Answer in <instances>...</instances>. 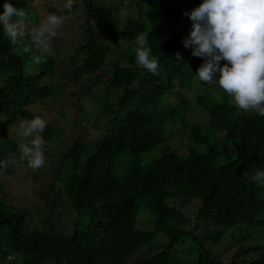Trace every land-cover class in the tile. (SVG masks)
I'll use <instances>...</instances> for the list:
<instances>
[{
  "label": "trees",
  "instance_id": "16d2710c",
  "mask_svg": "<svg viewBox=\"0 0 264 264\" xmlns=\"http://www.w3.org/2000/svg\"><path fill=\"white\" fill-rule=\"evenodd\" d=\"M36 2L12 0L29 32L42 20ZM202 2L75 0L80 32L59 48L64 23L51 54L30 35L13 45L0 28V173L27 164L17 132L32 107L60 100L65 115L42 133L39 171L55 166L36 188L40 202H11L0 180V264H264V187L242 176L264 169V116L197 78L205 60L182 40L192 28L184 13ZM141 33L159 57L155 75L135 62ZM186 205H196L190 229Z\"/></svg>",
  "mask_w": 264,
  "mask_h": 264
},
{
  "label": "clouds",
  "instance_id": "9594fccd",
  "mask_svg": "<svg viewBox=\"0 0 264 264\" xmlns=\"http://www.w3.org/2000/svg\"><path fill=\"white\" fill-rule=\"evenodd\" d=\"M73 5L74 0H66L64 8L71 12ZM0 7L3 9L0 28L13 45L30 35L38 51L51 54L49 41L57 37L66 15L50 13L29 32L22 8L16 7L12 0H5ZM184 15L192 21V28L183 38V46L192 50V56L205 60L196 72L197 78L218 85L239 109L264 116V0H203ZM135 44L136 64L155 75L159 57L153 54L148 35H138ZM176 59H182L179 53ZM222 61L225 63L221 64ZM46 126L45 119L39 115L19 123L17 134L26 141L18 145L21 159L33 169L45 164L42 133ZM8 163L0 159V169ZM242 176L264 187V169L245 171Z\"/></svg>",
  "mask_w": 264,
  "mask_h": 264
},
{
  "label": "rangeland",
  "instance_id": "374dc122",
  "mask_svg": "<svg viewBox=\"0 0 264 264\" xmlns=\"http://www.w3.org/2000/svg\"><path fill=\"white\" fill-rule=\"evenodd\" d=\"M42 2H47L48 6L52 5V7L57 8L59 11H61L64 15L67 16V19L65 21L66 25L60 34L61 40H56L55 44L59 46V48L71 45L73 43V40L77 36V34L80 32V28L78 27L80 24V12L76 11L72 8L71 12H68L64 8V4L66 0H39V2H36L34 5L36 8H38L39 14H40V19H43L46 17L48 14L45 12L47 11L48 7H44ZM75 2V0H74ZM59 54V53H58ZM64 52H61L59 54L61 57L63 56ZM59 59V58H58ZM71 80L72 78L69 77ZM72 84L67 86L66 92L72 91L75 87L71 86ZM67 93H65L61 98L63 99V102H68L67 98ZM60 100L58 102H53V104L50 103H45V104H40L37 106L32 107V110L34 111L35 115H39L45 119L47 122L50 121L53 118H57L60 123L64 121L65 115H62L63 113H60ZM65 109V108H64ZM181 107L179 106L180 110ZM67 112L69 111L68 109H65ZM72 112L69 111L66 113L68 116H72ZM20 122V121H19ZM18 122V123H19ZM155 122V121H154ZM154 123H151L146 126V132H149L150 134L155 133V128L152 126ZM67 133L72 134V129H68L66 131ZM73 137H78V135H73ZM19 140H22V137L19 138ZM58 143V142H57ZM56 161V158H55ZM11 165L14 167L16 170L13 173H9L7 171L0 173V180L3 182V184L6 187L7 193H8V199L21 206V205H34L37 203V201L40 202V199L35 195L36 188L41 182H48L50 179L53 178V166L55 165H50L49 169L46 170H40L39 169H34L33 172H30L29 167L27 166L26 162L22 161L20 163H11ZM35 175H38L35 176ZM25 179H29L28 182H26ZM170 200H173L170 198ZM184 213H186V216H188L189 220L188 223H186V228L190 229L191 227L194 226V215H195V210H196V205L194 206H189L186 205L181 208ZM145 211V210H144ZM146 214V216H144ZM143 219L142 221L147 222V224L150 222L147 219V211L143 213L142 215ZM141 222V220H140ZM259 232V231H258ZM258 239L252 241L251 243L257 242ZM162 240L159 239L158 243H160ZM165 242L167 241L164 240ZM225 242V241H223ZM230 245V247L228 246ZM225 246H228L230 250L234 249L237 247L236 244L232 242L231 239L227 240ZM218 249V248H216ZM149 251L148 247H145L140 254H143L144 252ZM139 254V253H138ZM137 254V255H138Z\"/></svg>",
  "mask_w": 264,
  "mask_h": 264
}]
</instances>
